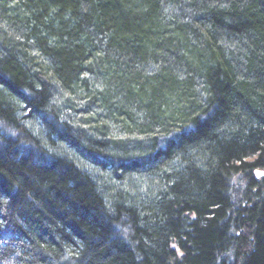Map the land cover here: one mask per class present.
<instances>
[{"label": "trees", "instance_id": "obj_1", "mask_svg": "<svg viewBox=\"0 0 264 264\" xmlns=\"http://www.w3.org/2000/svg\"><path fill=\"white\" fill-rule=\"evenodd\" d=\"M259 169L264 0H0V264H264Z\"/></svg>", "mask_w": 264, "mask_h": 264}, {"label": "rangeland", "instance_id": "obj_2", "mask_svg": "<svg viewBox=\"0 0 264 264\" xmlns=\"http://www.w3.org/2000/svg\"><path fill=\"white\" fill-rule=\"evenodd\" d=\"M80 113L81 112H79L78 114H80ZM51 122L55 123L54 119H52ZM29 127H30V129L32 128V126H30V125H29ZM31 133L34 135V137H36V134L34 131H32ZM111 134H114L115 140L116 139L120 140V142H126V140H127V138L125 137V134L119 129H116V128L113 129ZM11 135H12V133H11ZM20 138H19V140L21 141V144H23V145H24V141L28 140L27 138H25L24 135H20ZM136 140L137 141L131 140V142H140V137H137ZM52 153L55 154V152H52ZM67 156L68 155H66L65 157H67ZM59 157L62 158L63 155L59 154ZM99 160H101L102 162H107V160H103V159H99ZM134 160L135 159L133 157L130 159V161H120L119 163L120 164H122V163L123 164H129L131 161H134ZM80 166H84V168L87 169L86 172L88 174H90L92 177H94V182L98 186L99 193L101 195L104 192H106L107 188H110V189L115 190L116 195L124 196V195H126V193L129 195H132V194H134L135 196L138 195L139 197H141V203H143L144 205H147L148 203L152 202L151 199H153V198H151V197L153 194V189L155 187H154V177H152L151 174L147 175V172L146 173H139V174H136L138 172H134V173L123 172L121 170V168L118 169L119 165H117V166L115 165V167L114 166L111 167L110 165H108V166L106 165L105 168H102V169L101 168L100 169L94 168V170L89 165L86 167L84 164L83 165L81 164ZM254 175H255V180L257 182H261L262 178H264V169L256 170L254 172ZM239 177L240 176L235 178V180L233 182V187H232L233 189H231L229 191L230 195L232 192H234V194H235V191L243 190V188L245 191L246 180H245V178H243V180L240 182L237 180V178H239ZM132 189L135 190V192L131 193L133 191ZM128 191L130 193H128ZM235 196H236L237 200H239L241 197V196L239 197L238 193H236ZM122 223L125 225L122 226V224H121V225H119L120 229L119 228L117 229L118 234L120 236H121V232L123 233V235L126 234L127 227H129L128 226L129 225V219L123 218ZM124 226H125V228H124Z\"/></svg>", "mask_w": 264, "mask_h": 264}, {"label": "bare ground", "instance_id": "obj_3", "mask_svg": "<svg viewBox=\"0 0 264 264\" xmlns=\"http://www.w3.org/2000/svg\"><path fill=\"white\" fill-rule=\"evenodd\" d=\"M54 156H55V157H59V153H56V152H55ZM237 177H238V176H237ZM243 178H245V180L247 181V178H248V177L245 176V175H240V177L237 178V180L241 182V181L243 180ZM234 180H235V178H234ZM232 187H233V186H232ZM232 187H228L229 191H230L231 189H233ZM232 191H233V190H232ZM236 193H238L239 196H240V195L242 194V190H241V191H235V194H234V192H232L231 195H232V198H233V199L236 198V196H235Z\"/></svg>", "mask_w": 264, "mask_h": 264}]
</instances>
